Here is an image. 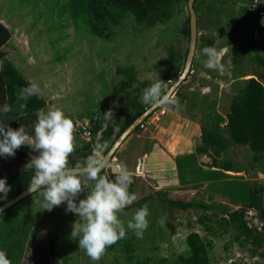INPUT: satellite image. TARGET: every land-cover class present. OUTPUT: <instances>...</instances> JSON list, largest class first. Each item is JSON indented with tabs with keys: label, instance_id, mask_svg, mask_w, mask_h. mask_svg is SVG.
I'll list each match as a JSON object with an SVG mask.
<instances>
[{
	"label": "rangeland",
	"instance_id": "obj_1",
	"mask_svg": "<svg viewBox=\"0 0 264 264\" xmlns=\"http://www.w3.org/2000/svg\"><path fill=\"white\" fill-rule=\"evenodd\" d=\"M240 1L200 0L196 3L201 17L199 46L207 38L214 39V48L225 71L208 69L205 61L197 58L190 77L171 100L175 103L167 104L153 115L147 129L126 142L106 172L111 177L113 167L123 166L132 173L129 191L134 192L137 199L120 215L125 226L132 222L136 210L145 204L149 208V227L143 237L137 238L133 230H127L133 256L114 244L99 261H93L79 248L78 241L71 239L72 224L78 218L65 214L64 206L45 210L43 196L36 193L1 220L5 223L8 218L31 228L19 264H36L32 249L34 231L42 223L54 228L59 220L62 223L55 244L57 264H179L182 258L190 257L187 239L192 234L202 238L210 264H264V248H258L254 242H238L228 223L229 212L246 207L244 190H256L264 201V155L256 156L247 147L229 146L219 161L221 165L232 163L233 172H226L228 178L222 182L181 185L176 176L166 170L175 168L173 162L177 158L196 154L203 145L206 130L229 140L227 117L234 96L247 81L263 73L256 59L264 60V23L252 15L253 21H247L242 12L248 10L247 5ZM168 16L162 24L149 28L128 15L119 24H111L112 38L104 40L94 36L84 21L73 19L69 0H0V19L13 34L6 50L7 59L26 80L39 86L41 99L57 102L52 108L62 110L73 120L74 126L95 115L108 123L112 113H107L118 106L112 99L114 88L124 81L117 74L119 68L136 69L138 83L135 87L139 92H131V96L138 97L148 109L151 106L142 101L144 89L161 82L168 92L176 81L165 79L174 66L170 55L180 53L184 59L189 47L184 34L190 18L188 0H175ZM133 115L132 111L124 114L120 129ZM151 126L155 127L153 132ZM101 138L102 135L92 145L93 156L97 155L96 146ZM115 141L116 136L98 155L105 157ZM74 144V152L82 151L87 145L75 137ZM29 154L31 158L38 155L31 150ZM88 155L76 156L78 166L86 164ZM144 159L149 160L146 169L152 173L143 174ZM152 163L155 165L151 166ZM199 163L206 165L208 160L200 157ZM26 171L25 165H11L0 158V178H6L8 184L11 178ZM161 193L173 199H196L212 206L213 210L170 211L156 197ZM86 194L80 198H85ZM150 195L154 198L149 200ZM10 198L11 193L6 200ZM246 217L250 228L261 233L263 225L257 210H247ZM47 226L40 227L45 230L38 244L48 248L51 237Z\"/></svg>",
	"mask_w": 264,
	"mask_h": 264
},
{
	"label": "trees",
	"instance_id": "obj_2",
	"mask_svg": "<svg viewBox=\"0 0 264 264\" xmlns=\"http://www.w3.org/2000/svg\"><path fill=\"white\" fill-rule=\"evenodd\" d=\"M174 2L175 0H69V7L74 20L84 21L94 36L100 39L110 40L113 35L111 24H119L125 17L132 15L141 24L149 28H154L168 19V14L172 10ZM225 3L224 1L223 5ZM195 9L200 25V12L197 7ZM242 12L245 13L247 21H253L248 10L243 9ZM233 13L236 14L235 7ZM184 34L188 38L190 46V18L187 21V28ZM12 38V32L0 22V63H2V70L0 71V105L8 104L11 107V111L0 115V119H3L13 129H18L21 125H24L29 133H31L32 127L37 119L36 114L44 111L47 108V103L39 95H35L26 102L25 107L22 108L20 106L25 102L17 99L19 90L32 85V83L26 80L7 59L4 48L11 42ZM205 47L214 48V39L207 38L199 46L196 59L200 58L203 61L207 59L202 54ZM188 53L189 47L184 59H181L180 53H172L170 55V58L174 61V66L168 71L167 76H165L166 80H177L180 77L184 70ZM256 60L262 66L263 73L259 74L258 78L247 81L245 86L234 96L230 113L227 117V127L230 134L229 140L212 130H206L202 136L203 145L197 150L196 154L181 156L173 162L175 164L174 169H166L169 171V175L176 176L178 184H198L200 182L211 181L222 182L227 179L226 172H233V164L225 163L221 165L219 159L231 145L247 147L256 156L264 155V60L260 57H257ZM117 74L122 76L124 81L119 83L113 91L112 99L118 106L113 109L112 115L107 123V128L102 133V138L98 143V145H103L104 147L115 136L117 140L148 110L140 102L138 97L131 96V92H139V89L135 87L138 83L136 69L133 67L127 69L119 68ZM127 111H132L134 115L120 129L121 119ZM147 122L144 125H147ZM141 132L142 130L139 128L135 134L139 135ZM92 148L91 145H86L82 151L72 153L69 157L70 165L74 167L78 166L76 156H80L81 158L85 157L86 154H89L88 156L90 157L93 156L94 151ZM29 150L28 147L22 146L21 149L17 150L14 158L9 157L5 160L11 165L22 164L27 166L31 159ZM108 152L109 150L105 152V155ZM200 157L207 159L208 163L206 165L200 164ZM144 161L145 167L143 174L152 173L150 171L147 172L146 169L149 166V160L144 159ZM154 165V163L151 164V166ZM205 168L209 169V171L205 170ZM102 174L108 176L106 172ZM33 175L34 169L28 168V171L23 175H16L11 178L9 185L12 188L10 192L12 198L9 200L27 191L28 183L31 181ZM156 197L170 211L213 210L212 206L200 203L196 199L187 201L178 198L173 199L166 193H161V195H157ZM153 198L154 195L148 197L149 200ZM9 200L0 201V207L9 202ZM243 202L246 205L245 208L236 212H229L228 223L233 228L238 242H254L258 248H264L263 198L256 190L251 191V189H248L244 190ZM249 209L257 210L258 218L263 225L261 233L257 234L248 225L246 214ZM9 213L10 211L0 216V251H4L7 254L11 264H19L24 257L31 228L24 224L21 225L14 220H9L8 218L5 219V223H1V220ZM61 223L62 220H59L54 228L48 227L45 223H42L40 227L44 228L45 226L46 228L47 226V229L57 236ZM116 245L121 246L128 256H133V245L128 236L118 241ZM187 245L190 250V257L182 258L179 264H210L206 245L199 234L190 235L187 239Z\"/></svg>",
	"mask_w": 264,
	"mask_h": 264
},
{
	"label": "clouds",
	"instance_id": "obj_3",
	"mask_svg": "<svg viewBox=\"0 0 264 264\" xmlns=\"http://www.w3.org/2000/svg\"><path fill=\"white\" fill-rule=\"evenodd\" d=\"M202 54L207 57L206 68L225 71L215 48L205 47ZM39 91L36 84L21 88L17 99L25 103L20 106L25 107ZM142 101L153 108L175 103L169 99L161 82L144 89ZM9 111L8 104L0 105V115ZM111 113L109 111L107 115ZM36 116L31 133L24 125L13 129L0 119V158H14L22 146L38 153L26 166L34 169L27 193H40L42 206L47 211L64 206L65 214L78 218L72 224L71 239L78 241L79 248L93 261H99L107 248L125 239L127 230H133L137 238H142L149 227L147 204L136 210L132 222L126 226L120 219L123 210L137 199L136 194L129 191L132 173L126 167L115 166L111 179L103 175L104 169L109 167L107 158L98 155L104 151L103 145L96 146L97 155L89 157L83 166L70 165L69 157L75 149L73 120L60 109L40 111ZM11 191L7 179L0 178V201L6 200ZM85 192V198L81 199ZM0 264H11L4 251H0Z\"/></svg>",
	"mask_w": 264,
	"mask_h": 264
},
{
	"label": "water",
	"instance_id": "obj_4",
	"mask_svg": "<svg viewBox=\"0 0 264 264\" xmlns=\"http://www.w3.org/2000/svg\"><path fill=\"white\" fill-rule=\"evenodd\" d=\"M198 0H189L188 1V11L190 14V46H189V53L187 56V60L185 63L184 70L180 77L173 83L171 88L168 90L167 94L169 99L172 100L174 96L179 91L180 87L187 81L192 73V69L194 66V62L198 53L199 49V20L198 14L196 12V3ZM165 105H161L159 107H151L149 108L142 116H140L113 144L109 152L105 155L109 162V167L113 164V160L115 159L116 155L119 153L121 148L126 144V142L136 133V131L141 128L153 115H155L158 111L163 109ZM155 127L151 126L150 131H154ZM105 168L104 172H107L108 168ZM110 177V176H109ZM111 178V177H110ZM36 194V193H34ZM34 194H29L27 191L22 193L21 195L15 197L14 199L10 200L9 202L5 203L0 209H3V214L11 211L19 204L33 196ZM3 214H0L3 215Z\"/></svg>",
	"mask_w": 264,
	"mask_h": 264
},
{
	"label": "built area",
	"instance_id": "obj_5",
	"mask_svg": "<svg viewBox=\"0 0 264 264\" xmlns=\"http://www.w3.org/2000/svg\"><path fill=\"white\" fill-rule=\"evenodd\" d=\"M245 4L247 5L250 15L264 20V0H248ZM147 127L148 124L143 125L141 130L144 131ZM106 128V120L99 115H95L92 118L85 119L75 125L74 137L84 141L87 145L92 146L95 140L102 135Z\"/></svg>",
	"mask_w": 264,
	"mask_h": 264
},
{
	"label": "flooded vegetation",
	"instance_id": "obj_6",
	"mask_svg": "<svg viewBox=\"0 0 264 264\" xmlns=\"http://www.w3.org/2000/svg\"><path fill=\"white\" fill-rule=\"evenodd\" d=\"M42 229L38 227L32 236V249L35 257L36 264H57L56 260V253H55V244H56V236L55 234L51 233L49 229H46L50 232V244L49 247H43L42 245L38 244V238L42 235Z\"/></svg>",
	"mask_w": 264,
	"mask_h": 264
},
{
	"label": "crops",
	"instance_id": "obj_7",
	"mask_svg": "<svg viewBox=\"0 0 264 264\" xmlns=\"http://www.w3.org/2000/svg\"><path fill=\"white\" fill-rule=\"evenodd\" d=\"M246 1H248V0H241L240 2H242L243 4H245L246 3ZM243 6V5H242ZM239 9V7H237V9L236 10H238ZM0 22L1 23H3L7 28H8V26H7V23L6 22H4L3 20H1L0 19ZM9 29V28H8ZM13 35V34H12ZM12 40H13V38H12ZM10 45V43L4 48V51L6 52V50H7V47ZM11 62V61H10ZM12 63V62H11ZM13 64V63H12ZM14 65V64H13ZM15 66V65H14ZM2 70V63H0V71ZM18 70V69H17ZM19 71V70H18ZM20 72V71H19ZM46 102V101H45ZM47 103V108L44 110L45 112H47V111H49V110H56L57 108H52V105H53V103H55V105L57 104V102H46ZM79 123V122H78ZM77 124V123H76Z\"/></svg>",
	"mask_w": 264,
	"mask_h": 264
}]
</instances>
